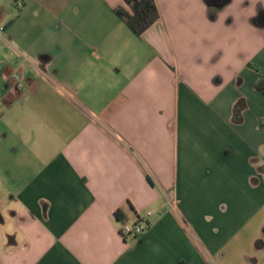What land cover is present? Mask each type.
<instances>
[{
  "label": "crops",
  "instance_id": "obj_1",
  "mask_svg": "<svg viewBox=\"0 0 264 264\" xmlns=\"http://www.w3.org/2000/svg\"><path fill=\"white\" fill-rule=\"evenodd\" d=\"M154 2L0 0V264H264V0Z\"/></svg>",
  "mask_w": 264,
  "mask_h": 264
},
{
  "label": "trees",
  "instance_id": "obj_2",
  "mask_svg": "<svg viewBox=\"0 0 264 264\" xmlns=\"http://www.w3.org/2000/svg\"><path fill=\"white\" fill-rule=\"evenodd\" d=\"M127 8H116L114 14L137 37L149 29L158 19L159 12L154 0H123ZM256 90L264 93V80L257 82ZM117 220H126L120 212L116 214ZM264 227L261 237L255 243L257 250L263 248Z\"/></svg>",
  "mask_w": 264,
  "mask_h": 264
},
{
  "label": "rangeland",
  "instance_id": "obj_3",
  "mask_svg": "<svg viewBox=\"0 0 264 264\" xmlns=\"http://www.w3.org/2000/svg\"><path fill=\"white\" fill-rule=\"evenodd\" d=\"M204 6H208V1H203V7ZM2 164L4 165L2 166ZM6 165H8L6 161H0V166L3 167V171ZM2 178L3 179L0 180V248H2L3 243L5 245H7V243L8 245L10 244V240L5 234L15 230L11 212L16 209V207L14 209V203L11 202L9 195V190H13L14 187L9 185L7 177Z\"/></svg>",
  "mask_w": 264,
  "mask_h": 264
},
{
  "label": "built area",
  "instance_id": "obj_4",
  "mask_svg": "<svg viewBox=\"0 0 264 264\" xmlns=\"http://www.w3.org/2000/svg\"><path fill=\"white\" fill-rule=\"evenodd\" d=\"M11 80L16 89L23 88V81L20 72H15L11 76ZM151 213L147 212L142 216H138L133 220H119V233L123 238L132 237L139 238L149 227V219Z\"/></svg>",
  "mask_w": 264,
  "mask_h": 264
}]
</instances>
